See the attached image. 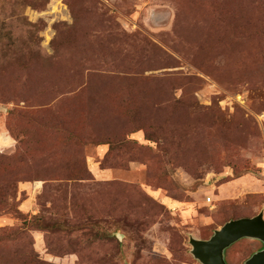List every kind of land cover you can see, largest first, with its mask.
I'll use <instances>...</instances> for the list:
<instances>
[{"label":"rangeland","instance_id":"374dc122","mask_svg":"<svg viewBox=\"0 0 264 264\" xmlns=\"http://www.w3.org/2000/svg\"><path fill=\"white\" fill-rule=\"evenodd\" d=\"M261 213L264 0H0V264H201Z\"/></svg>","mask_w":264,"mask_h":264},{"label":"water","instance_id":"95a60500","mask_svg":"<svg viewBox=\"0 0 264 264\" xmlns=\"http://www.w3.org/2000/svg\"><path fill=\"white\" fill-rule=\"evenodd\" d=\"M244 238L261 241L264 244V214L252 218L231 220L223 225L208 240L190 239L192 255L201 264H228L226 250ZM246 264H264V248L254 254Z\"/></svg>","mask_w":264,"mask_h":264}]
</instances>
